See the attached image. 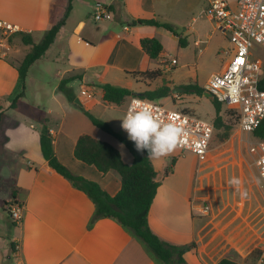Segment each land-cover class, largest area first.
I'll return each instance as SVG.
<instances>
[{
  "label": "crops",
  "instance_id": "1",
  "mask_svg": "<svg viewBox=\"0 0 264 264\" xmlns=\"http://www.w3.org/2000/svg\"><path fill=\"white\" fill-rule=\"evenodd\" d=\"M58 1L0 0V19L17 26L18 31L29 33L32 41L38 43L34 36L38 34L41 40L49 25L64 16L67 0H62V10ZM97 1L110 5L112 19L90 22L82 16L71 21L73 5L77 2L72 0L54 41L30 67L23 95L15 108L9 107L18 81L14 65L21 61L30 45L23 44L13 34L14 43L11 46L9 42L7 57H0V183H3L0 254L3 258L11 257L13 264H156L130 229L112 217L94 218L92 200L48 165L39 147L41 122L49 130L54 154L61 164L72 174L97 183L108 195H115L120 188V177L115 171L102 175L73 156L80 135L87 133L102 141L104 134L68 101L59 88L60 82L68 80L64 85L74 92L80 103L74 102L76 105L91 115L98 112L93 116L108 123L115 133L127 137L121 124L116 127L111 121L108 111L116 105L102 102L100 86H118L108 78L111 70L125 74L156 68L164 74L173 70L177 58L165 57L162 41L168 33L176 41L178 55L181 50L172 33L161 27L132 25L131 20L155 19L185 30L176 32L185 38V47L192 45L198 54L207 49L200 45L207 43L216 30L213 20L203 13L205 0H88L86 6L92 8ZM228 1L235 3V0ZM208 26L210 34L206 31ZM220 35L231 48L226 36ZM142 38H156L160 42L162 50L157 59L148 58L142 51ZM171 59L176 60L173 66L169 64ZM132 79L133 85L121 87L144 91L162 83L158 78ZM207 79L199 86L204 88ZM166 80L171 88L189 84ZM126 99L118 105L123 107V115ZM190 101L192 98L188 97L181 106L193 108L197 104ZM105 133L115 139L108 142L121 156L117 145L122 142ZM124 152L121 159L130 165L133 157L129 151L124 149ZM182 152L186 151L177 149L171 155L150 159L158 182L147 215L150 231L161 241L178 247L192 243L193 247L183 254L186 264H216L224 257L240 264H258L260 248L264 246V183L258 177L254 155L248 152L254 164L242 161L248 175L243 173L245 180H240L241 190L248 192V198L242 199L227 180L223 183L217 179L216 171L230 170V167L228 163L222 165L220 158L215 160L218 156L212 149L203 161L188 152L195 159L196 173L214 167L195 177L193 169L181 167L185 158ZM168 167L171 171L166 174ZM13 189L21 214L17 224L12 222L4 205ZM203 204L209 205L207 214L202 213Z\"/></svg>",
  "mask_w": 264,
  "mask_h": 264
},
{
  "label": "trees",
  "instance_id": "2",
  "mask_svg": "<svg viewBox=\"0 0 264 264\" xmlns=\"http://www.w3.org/2000/svg\"><path fill=\"white\" fill-rule=\"evenodd\" d=\"M71 1L72 0H67L63 18L50 24L38 43L32 41L29 33L22 31L14 33L20 37L23 44L30 45V48L21 61L14 65L18 74V81L14 93L10 97V108H15L17 106L18 100L23 95L25 78L30 67L45 53L54 41L56 34L64 23L65 17L71 9ZM131 24L161 27L176 36L178 47L186 46L185 38L177 33L174 27L168 23L160 22L155 19L138 18L132 19ZM140 46L145 55L150 59H157L162 50V46L156 38H142L140 40ZM126 74L137 80L143 79L149 81L162 78L163 82L153 89L144 91H133L110 84H102L100 86L102 89V102L120 105L129 96H138L147 100L156 101L168 97L171 94L172 88L168 85L169 82L164 79V73L159 68L126 72ZM67 82L68 80L61 81L59 88L66 95L68 101L77 106L94 126L113 135L122 142L131 153L133 160L130 165L125 164L116 148L90 135L82 134L77 138L73 149V156L75 159L81 161L83 164L93 166L102 175L110 170L115 171L119 175L120 188L115 195L110 196L104 192L97 183L72 174L58 161L52 148V137L47 126L43 123L44 121H42L39 147L43 158L54 171L69 179L77 189L83 191L92 200L95 205L94 218L105 216L112 217L122 226L130 229L134 236L142 242L146 251L156 264H186L183 259V254L193 247L192 243L182 247L169 244L161 241L148 227L147 215L158 187V182L155 180L156 173L148 158V152H137L134 144L129 141L127 137L115 133L108 123L94 117L88 111L76 105L74 103V92L67 89L64 85ZM261 84L264 85V78H262ZM179 87L186 93L195 94L197 96L203 95L205 91L203 87L191 83L179 85ZM210 103L214 109L212 121L214 129L224 128V136H227L230 127L225 126L221 115V107L224 105L215 98H212ZM227 110L234 116L230 109L227 108ZM1 117L2 112H0V120ZM253 135L257 137L264 136V120H262L255 129ZM170 171L171 168L168 167L165 173L167 174ZM9 202L17 204L14 189L11 191L9 201H4V205ZM10 246L13 248V243H10ZM216 264L240 263L232 260L230 257H224Z\"/></svg>",
  "mask_w": 264,
  "mask_h": 264
},
{
  "label": "built area",
  "instance_id": "3",
  "mask_svg": "<svg viewBox=\"0 0 264 264\" xmlns=\"http://www.w3.org/2000/svg\"><path fill=\"white\" fill-rule=\"evenodd\" d=\"M204 14L213 20L216 31L226 36L231 44L229 60L223 69L209 75L204 89L218 102L230 109L237 118V127L242 133L249 134L247 150L254 155L257 174L264 183V136L253 135L264 120V85L260 63L254 60L256 46L264 48V0H205ZM110 5L97 1L92 6L95 21L112 19ZM18 31L17 26L0 19V57L5 58L10 49L9 38ZM171 66L175 59L169 61ZM84 94V91H81ZM133 98L145 100L154 105L158 115L165 123L175 122L185 129L181 151L192 153L203 161L210 150L214 134L212 121L201 119L189 113L166 108L157 101L138 96H129L126 110ZM5 209L13 223L20 222V207L7 203ZM209 205L203 204L202 213L207 214ZM17 248V246H15ZM258 264H264V246L260 248Z\"/></svg>",
  "mask_w": 264,
  "mask_h": 264
},
{
  "label": "rangeland",
  "instance_id": "4",
  "mask_svg": "<svg viewBox=\"0 0 264 264\" xmlns=\"http://www.w3.org/2000/svg\"><path fill=\"white\" fill-rule=\"evenodd\" d=\"M87 2L88 0H77V2L73 5L74 9L71 13V17L69 20L73 21L83 16L85 17V19L87 18L90 22H92L93 19L92 8L86 6ZM56 3L61 4L60 8L62 10L63 8L62 0ZM175 30L181 32L185 31L182 29H175ZM206 31L208 32V34H210L211 28L208 26ZM34 41L35 42L40 41V36L38 34L34 36ZM162 41L164 45L163 46L164 52L166 53L165 57L168 59L175 57L177 58L178 61L177 65L175 66V68H173V70L166 71V73L164 74V79L165 80L170 79L173 82L179 84L191 83V84L202 85L204 81L209 77V75L211 73L218 72L222 63L230 57L229 55L230 48L228 47L227 44L225 45L224 41L226 40L220 35L218 31L213 32L210 35V37L207 39V43L203 42L200 45V48L207 46V49L204 51L202 50V52L199 54L197 51H195L194 47L190 45L188 47H180L181 50L179 51V55H178L175 50L176 41L169 33L167 34V37L162 38ZM9 42L11 43L12 46V44L14 43L12 37L9 38ZM198 47L199 46H197V48ZM21 53L22 51H20L18 55H20ZM253 58L255 61L260 63L262 74H264V48L260 46H256L253 50ZM167 65L168 64H165V66ZM108 78L111 81H114L115 85H118L117 87H121V85H133L134 82L129 75L112 70L109 72ZM158 80L160 82H163L162 78H158ZM157 84L159 83H155L154 85L157 86ZM77 86L78 83L75 82L73 84V87L76 89ZM174 87H179V86H174ZM188 97L192 98V101L190 102L193 101L197 102V104L193 106V108L181 106V104H183L182 102L185 103V100H187ZM127 100L128 98L126 99V101ZM156 101L166 108H171L178 111H183L182 109H184L186 111H189L185 113H189L201 119L213 121L214 109L211 103L208 101V99L203 95L197 96L195 94L193 95L186 93L185 91H180L179 93L177 92L171 93L168 97L162 98L160 100L158 99ZM122 108H123L122 106L116 105L114 107H111V109L108 111L111 117V121L114 123V125H116V127H118V125L121 124V121L119 119L123 117L121 111ZM92 113L93 115H98L97 114L98 112H92ZM221 115L223 117L225 126L230 127V129L228 131L227 136H224V130H225L224 128L214 129L213 138L210 143V149H212V152L218 156L215 160H218V158H220L223 161L222 165H226L228 163L230 170L229 169L225 170L223 168H220L219 171H216L217 179L223 183L225 180L229 181L230 172H231V178L236 177L244 181L245 178L243 176V173L245 174V169H244L245 167L244 164H242V161L245 160L247 162L248 160L249 163L247 164H251V163L254 164L252 157L250 158L249 156L250 154L247 151L248 142L252 138L249 134L242 133L238 129L236 118L229 113V111L225 106L221 107ZM97 130L102 134H104V140L102 141L108 142L115 140L112 136L106 134L101 129L97 128ZM122 131L127 136V133L124 130ZM125 150L128 152L127 148H125ZM182 154L184 155L185 158L184 161L181 162V167L186 168L188 166L191 169H193L194 171L193 177L198 176L199 174L204 175L209 170L214 168V167H207L204 168L200 173H196L197 171L195 168L197 167L193 156L189 155L190 153L188 152H182ZM250 168L253 169L254 165H252V167ZM2 187H3V183H0V188H1L0 193H2L3 191ZM0 205H2L1 197H0ZM0 264H13L12 258L11 257L3 258L2 254H0Z\"/></svg>",
  "mask_w": 264,
  "mask_h": 264
},
{
  "label": "clouds",
  "instance_id": "5",
  "mask_svg": "<svg viewBox=\"0 0 264 264\" xmlns=\"http://www.w3.org/2000/svg\"><path fill=\"white\" fill-rule=\"evenodd\" d=\"M158 109L145 100L133 98L127 111L119 120L121 128L127 133V138L134 144L137 152H148L149 159H159L171 155L181 147L185 129L175 122H163L158 115ZM121 156L125 155V145H117ZM242 199L248 198V192L241 190L240 179L233 177L228 181Z\"/></svg>",
  "mask_w": 264,
  "mask_h": 264
},
{
  "label": "water",
  "instance_id": "6",
  "mask_svg": "<svg viewBox=\"0 0 264 264\" xmlns=\"http://www.w3.org/2000/svg\"><path fill=\"white\" fill-rule=\"evenodd\" d=\"M179 91H183V89L181 87H174V88L171 89V93H176V92H179ZM203 96L207 97L210 100L213 98L212 94H210L206 90L203 92ZM74 102L77 103V104H80L78 102L77 98L74 99Z\"/></svg>",
  "mask_w": 264,
  "mask_h": 264
}]
</instances>
